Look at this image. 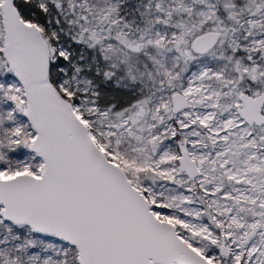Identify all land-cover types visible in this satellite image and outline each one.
<instances>
[{
    "label": "snow or ice",
    "instance_id": "6c2138e0",
    "mask_svg": "<svg viewBox=\"0 0 264 264\" xmlns=\"http://www.w3.org/2000/svg\"><path fill=\"white\" fill-rule=\"evenodd\" d=\"M0 264H264V0H0Z\"/></svg>",
    "mask_w": 264,
    "mask_h": 264
}]
</instances>
